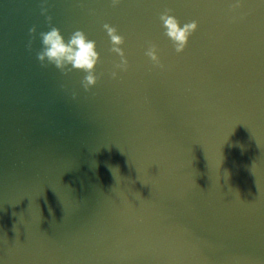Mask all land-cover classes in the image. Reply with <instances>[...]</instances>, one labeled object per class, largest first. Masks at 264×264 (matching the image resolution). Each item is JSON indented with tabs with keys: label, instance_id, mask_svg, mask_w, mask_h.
<instances>
[{
	"label": "water",
	"instance_id": "1",
	"mask_svg": "<svg viewBox=\"0 0 264 264\" xmlns=\"http://www.w3.org/2000/svg\"><path fill=\"white\" fill-rule=\"evenodd\" d=\"M47 15L96 41L91 90L41 66ZM0 264H264V0H0Z\"/></svg>",
	"mask_w": 264,
	"mask_h": 264
},
{
	"label": "clouds",
	"instance_id": "2",
	"mask_svg": "<svg viewBox=\"0 0 264 264\" xmlns=\"http://www.w3.org/2000/svg\"><path fill=\"white\" fill-rule=\"evenodd\" d=\"M119 0H112L113 6L117 5ZM238 6V5H234ZM48 9L41 6V13L46 14ZM172 9H167L160 14V20L164 28V34L167 36L177 53L183 52L186 48L190 36L195 32L198 27V22L193 20L191 22L183 24L181 26L180 21L175 15L169 13ZM46 19L50 25L49 30L41 31L39 33L41 48L37 52V59L42 67H48L54 65L63 74L67 75L73 70H79L85 73L83 80L81 81L83 88L86 91L91 90L99 76L96 73V66L100 62V54L97 51L96 41L89 39L87 34L83 30H76L69 38L65 39V36L61 33V30L55 26H51L52 17L47 15ZM104 29L110 38L111 48L110 51L116 53L120 57V62L115 64L116 69L126 71L128 68V60L125 55L124 49L121 45L124 44L125 38L118 33L115 26L105 23ZM31 39L29 41V50L32 48V42L36 39V27L33 26L29 29ZM153 64L163 68L164 65L161 62L158 54V46L156 44H150L145 53ZM117 71L113 70L111 76L116 78ZM76 93H73V97Z\"/></svg>",
	"mask_w": 264,
	"mask_h": 264
}]
</instances>
